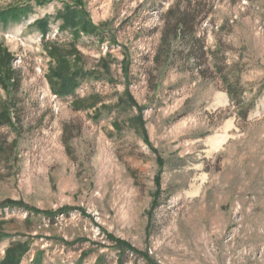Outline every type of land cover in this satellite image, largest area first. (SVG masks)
<instances>
[{
  "label": "rangeland",
  "instance_id": "1",
  "mask_svg": "<svg viewBox=\"0 0 264 264\" xmlns=\"http://www.w3.org/2000/svg\"><path fill=\"white\" fill-rule=\"evenodd\" d=\"M13 8L0 205L39 211L0 207V263L22 242L19 264H264V0H0V20ZM74 9L95 29L70 42L83 76L58 96L45 45L69 48L60 14ZM183 11L203 52L166 31ZM88 96L96 107L76 110Z\"/></svg>",
  "mask_w": 264,
  "mask_h": 264
},
{
  "label": "trees",
  "instance_id": "2",
  "mask_svg": "<svg viewBox=\"0 0 264 264\" xmlns=\"http://www.w3.org/2000/svg\"><path fill=\"white\" fill-rule=\"evenodd\" d=\"M71 8V7H70ZM21 9H16L13 8L11 11H8L0 21L6 22L8 19L12 20H17L18 14L21 12ZM79 14L78 9H74V16L73 19L72 17H68L70 15H66L65 13L60 14V17L63 19V24L59 27L61 31L63 30H68L72 34V40L69 41L68 47L66 48L65 46H62L60 44H57L55 41L52 42H47L45 45V50L51 59L52 65L50 66L49 73L47 75L48 82L50 83L51 90L55 95L58 96H66V95H74L75 94V86L77 85V78L80 76H83L82 71L77 67H75V63L77 61V56L80 55V53L74 48H71L70 42L77 40L81 32H84L87 35H91L94 32L95 27L93 26H87L84 23L83 28H78L77 27V19H76V14ZM167 13H174V8H171L168 10ZM196 18L197 15L192 17L188 12L186 13L185 11L182 12L180 17H177V20L174 21L172 25V30L168 28L166 31H170L173 33L175 36H180L181 38H186L191 41V48L192 50L194 49H199L200 51H204L205 45H204V40H202L201 37L197 36V31L195 29L196 26ZM169 26V25H168ZM166 25V27H168ZM196 59V58H195ZM194 59V60H195ZM13 58L11 57V54L7 50H2L0 48V84L3 86H6V81L13 80V85H15V70L13 69L11 62ZM213 64L215 67L216 73L219 75L221 78L223 84L225 85V89L227 94L229 95L230 99L235 103V104H241L243 103L242 99V93L241 89L239 86V83L234 81L232 79V76H230V73H226L223 68L221 67L220 63L218 60L214 57L211 60L206 59L205 62H210ZM5 82V83H4ZM19 84V81H18ZM91 96L88 97H83V98H77L73 102V106L76 110H81V109H87V108H95L96 107V102L93 103H87L88 100L90 99ZM129 100L133 101V97L130 95ZM129 101H125L123 98L119 100L118 105L121 104H126ZM6 120V122L11 121V117L7 112H2L0 113V119ZM133 120V119H132ZM4 205H0V207L5 208L8 206H19V207H25L26 209L28 208V205H26L23 202L20 201H12L8 200ZM30 211H39L38 209H34L32 207L28 208ZM110 236V235H109ZM112 238V237H111ZM112 240V239H111ZM116 244L123 248V249H131L137 252L130 244H128L126 241L120 240V239H113ZM27 247L25 243L22 242H16L12 246H10L7 251L4 259L1 261L0 264H19L21 257L24 255L26 252ZM146 260L148 262H151L150 256L147 254L144 255Z\"/></svg>",
  "mask_w": 264,
  "mask_h": 264
}]
</instances>
